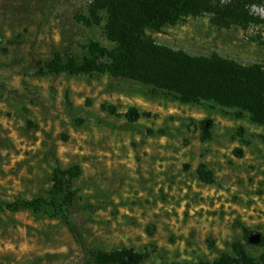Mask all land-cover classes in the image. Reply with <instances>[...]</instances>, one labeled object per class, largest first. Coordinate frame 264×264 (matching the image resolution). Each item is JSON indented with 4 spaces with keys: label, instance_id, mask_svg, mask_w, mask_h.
Segmentation results:
<instances>
[{
    "label": "rangeland",
    "instance_id": "rangeland-1",
    "mask_svg": "<svg viewBox=\"0 0 264 264\" xmlns=\"http://www.w3.org/2000/svg\"><path fill=\"white\" fill-rule=\"evenodd\" d=\"M95 6L0 0V200L47 196L57 160L81 170L70 213L90 249L131 250L144 256L139 264L210 263L239 249L258 259L264 247L251 237L264 238V125L240 108L182 103L108 73L44 72L56 52L79 59L91 41L115 47L105 34V9H95L98 25L76 18ZM251 14L253 23L230 28L200 14L145 33L189 56L264 68V4ZM199 165L212 182L199 178ZM83 258L60 219L0 210V264Z\"/></svg>",
    "mask_w": 264,
    "mask_h": 264
},
{
    "label": "trees",
    "instance_id": "trees-1",
    "mask_svg": "<svg viewBox=\"0 0 264 264\" xmlns=\"http://www.w3.org/2000/svg\"><path fill=\"white\" fill-rule=\"evenodd\" d=\"M94 3L96 6L88 17L76 18L86 25H98L101 16L95 9H105V34L115 47L108 49L91 41L84 46L85 54L79 59L66 49L56 52L44 63L46 74L108 73L139 81L151 87L154 93L172 94L182 103L212 101L220 106L240 108L249 113L253 122L264 125L262 66H244L217 55L189 56L156 45L145 33L146 30L160 31L180 17L200 14H209L211 23L223 28L253 23L251 8L261 6L264 0H229L225 3L220 0H94ZM106 108L114 113L113 107ZM204 131L202 139L210 136L206 128ZM80 172L78 166L63 168L56 160L47 196L18 198L10 202L0 200V210H29L36 215L60 219L82 247V264H139L144 256L131 250L102 253L84 244L70 213L77 197L73 181ZM197 173L202 181L212 182L211 173L204 165H199ZM251 238L255 242L261 240L264 247V238ZM199 264H264V253L255 259L239 249L234 257L223 254L213 262Z\"/></svg>",
    "mask_w": 264,
    "mask_h": 264
}]
</instances>
